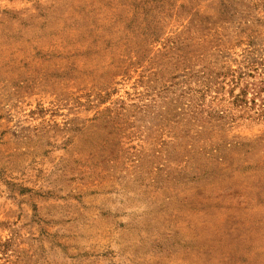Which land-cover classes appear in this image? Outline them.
<instances>
[{
    "label": "rangeland",
    "instance_id": "rangeland-1",
    "mask_svg": "<svg viewBox=\"0 0 264 264\" xmlns=\"http://www.w3.org/2000/svg\"><path fill=\"white\" fill-rule=\"evenodd\" d=\"M263 96L264 0H0V264H264Z\"/></svg>",
    "mask_w": 264,
    "mask_h": 264
},
{
    "label": "trees",
    "instance_id": "trees-1",
    "mask_svg": "<svg viewBox=\"0 0 264 264\" xmlns=\"http://www.w3.org/2000/svg\"><path fill=\"white\" fill-rule=\"evenodd\" d=\"M258 95H260L261 94V87L260 86H258V90H257V92H256ZM240 101H242V100H240ZM255 102V100H253V103ZM258 117H263L264 118V96H263V98H262V100H261V102H260V105H259V109H258Z\"/></svg>",
    "mask_w": 264,
    "mask_h": 264
}]
</instances>
